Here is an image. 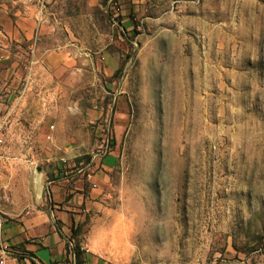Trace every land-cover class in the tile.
Listing matches in <instances>:
<instances>
[{"label":"rangeland","instance_id":"obj_1","mask_svg":"<svg viewBox=\"0 0 264 264\" xmlns=\"http://www.w3.org/2000/svg\"><path fill=\"white\" fill-rule=\"evenodd\" d=\"M54 2L87 113L54 162L74 173L111 140L110 264H264V0Z\"/></svg>","mask_w":264,"mask_h":264},{"label":"crops","instance_id":"obj_2","mask_svg":"<svg viewBox=\"0 0 264 264\" xmlns=\"http://www.w3.org/2000/svg\"><path fill=\"white\" fill-rule=\"evenodd\" d=\"M46 2L0 0V260L110 264L118 213L105 184L113 161L60 176L54 162L56 150L83 143L61 135L86 131L84 101L72 96L85 60L69 23Z\"/></svg>","mask_w":264,"mask_h":264},{"label":"built area","instance_id":"obj_3","mask_svg":"<svg viewBox=\"0 0 264 264\" xmlns=\"http://www.w3.org/2000/svg\"><path fill=\"white\" fill-rule=\"evenodd\" d=\"M53 128V127H52ZM110 142H111V140L109 139L108 141H107V144H106V152L104 153L105 154V156H107L108 155V151H109V147H110ZM2 143V141L0 140V144ZM104 154H97V155H95L92 159H91V161L89 162V166H92V165H94V163L95 162H100V161H102L103 159V157L102 156H104ZM99 158V159H98ZM87 178L89 179V180H91V178H92V176H91V174H89V175H87ZM93 188H97V185H93ZM3 224H4V219H3V217H2V215L0 214V236H1V232H2V228H3ZM0 264H5V260H4V258H2L1 260H0Z\"/></svg>","mask_w":264,"mask_h":264},{"label":"trees","instance_id":"obj_4","mask_svg":"<svg viewBox=\"0 0 264 264\" xmlns=\"http://www.w3.org/2000/svg\"><path fill=\"white\" fill-rule=\"evenodd\" d=\"M77 232H74V234H76Z\"/></svg>","mask_w":264,"mask_h":264}]
</instances>
